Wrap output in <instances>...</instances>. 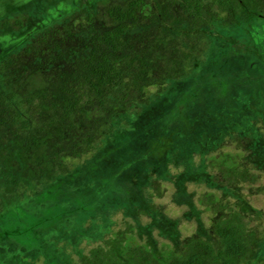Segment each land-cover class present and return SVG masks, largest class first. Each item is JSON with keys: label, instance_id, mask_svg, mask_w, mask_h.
I'll use <instances>...</instances> for the list:
<instances>
[{"label": "rangeland", "instance_id": "rangeland-1", "mask_svg": "<svg viewBox=\"0 0 264 264\" xmlns=\"http://www.w3.org/2000/svg\"><path fill=\"white\" fill-rule=\"evenodd\" d=\"M98 1L0 0V18L21 12L33 24L39 21L38 25H43L60 19L63 14H80L81 8L97 13ZM150 4L153 6L151 15L141 17L126 36L143 45L151 68L146 78H162L156 90L160 96H155L144 82L141 92L133 94L132 104H129L131 95L123 91L132 83L128 76L111 98L105 97L103 103L108 105H101L103 113L98 111L99 104L90 108L84 106L76 109L72 119L65 123L72 124L75 137L79 135L75 130L114 136L120 130L134 128L128 133L133 138L127 150L117 141L108 145H104L105 140L98 141L91 152L72 164L76 170L83 167L89 176L83 181L85 189L74 191L72 201L83 206L89 182H105L103 195L97 203L93 198L91 208L84 206L73 216L68 215L72 221L66 219L59 227L61 214L57 206L52 207L50 203H47L48 208L45 206L50 199L51 204L65 199L60 189L62 176L58 175L56 181L31 194L44 209L41 214L32 215L37 211L29 207L19 234L21 254L7 252L5 258L0 256V264H79L94 246L103 247L100 236L103 230L105 233L122 232L127 230L128 224L134 225L135 241L145 244L152 252H158L167 244L173 251L184 253L191 239L198 237L217 249L221 238L215 222L234 210L243 218L245 236L251 238H247L246 243L252 248L249 257L238 264H264V63L252 54L229 62L233 51L239 53L234 49V38L230 42L217 38L210 45L211 49L203 50L209 44L203 38L207 30L199 32L185 19L160 31L159 20L165 19L164 3L150 0ZM263 22L262 19L260 23ZM231 37L228 35V39ZM26 38L25 32L0 30V58L20 51ZM158 42L162 43L160 47H157ZM166 52L172 54L176 67L179 66L178 72L184 63L188 64L184 75L168 74L163 69L161 54ZM84 55L82 50L75 59L81 60ZM203 55L205 63H200ZM35 63L28 65L33 67ZM53 69L61 79V67ZM246 77H251V82ZM256 85L261 86L259 99L248 103L247 91L250 87L256 90ZM176 95L180 97L175 98ZM235 95L251 106L243 105L244 109L228 103ZM222 102L223 110H227L223 113L218 111ZM125 124L128 126L124 127ZM128 150L134 153H126ZM138 153H142L140 158ZM225 155L232 156L231 161L237 165L225 166L221 162ZM128 161L132 162L134 171H140L141 178L146 176L142 178L145 180H136L137 185L126 174L131 170L124 172ZM137 164L145 165L143 171L137 169ZM96 174H99L97 179ZM148 174L151 176L147 177ZM122 175L130 181L118 182ZM208 192L215 194L218 200L206 206L209 203L204 195ZM199 197H203L204 202H200ZM109 201L111 205L107 206Z\"/></svg>", "mask_w": 264, "mask_h": 264}, {"label": "trees", "instance_id": "trees-1", "mask_svg": "<svg viewBox=\"0 0 264 264\" xmlns=\"http://www.w3.org/2000/svg\"><path fill=\"white\" fill-rule=\"evenodd\" d=\"M160 1L164 3L165 18L163 21L159 20L160 31H164L163 27L170 29L175 22L185 19L199 32L207 30L203 38L209 44L203 50L211 49L210 45L217 38L228 42L234 38V49L239 53L233 51L229 62L234 59L243 60L246 55L252 54L264 63V22L260 23L264 20V0ZM97 5L100 8L97 13L81 8L80 14H63L60 19L43 25H38L39 21L33 24L21 12L13 17L0 18V30L25 32L27 37L25 46L20 51L0 58V256L3 258L7 252H21L19 234L20 229L24 228V214L29 207L37 211L32 215H39L44 209V205L39 206L35 195L31 194L38 193L37 190L56 181L58 175L62 176L63 185L60 189L65 199L52 204L50 199L45 202V206L48 208L47 203L52 207L57 206V212L61 214L59 227L66 219L72 221V217L67 218L68 215L73 216L84 206L91 208L94 205L93 198L95 203L99 201L105 183L89 182L86 188L89 192L85 195L83 206L82 203L73 202L74 191L81 192L85 189L83 181L89 176L83 167L79 166L76 170L72 168V164L91 152L98 141L105 140L107 143L103 141L104 145L117 141L127 150L129 140L133 138L128 134L134 131L132 127L120 130L114 136L75 130L79 134L75 137L72 124L67 126L65 123L72 119L76 109L99 104L98 111L103 113L105 110L101 105H108L103 103L105 97L111 98L112 93L121 88L128 76H131L132 83L123 91L131 95L129 104H132L133 94L141 92V83L144 82L145 87H149L155 96H160L159 90H156L162 78H146L151 68L146 61L143 45L126 36L130 27L141 17L151 15L150 8L153 6L150 0H99ZM33 27H37L36 31L29 33V29ZM228 35L232 36L231 39H228ZM161 44L158 42L157 47ZM172 46L170 44V48ZM82 50L84 57L76 60L75 57ZM161 55L162 67L168 74H185L188 64L184 63L178 72L179 66L176 67L172 54L166 52ZM199 60L200 63H205V56ZM34 61L35 65L30 67L28 63ZM47 64H50L49 67ZM58 66L61 67V79L56 77L58 73L53 69ZM246 80L251 82L252 79L246 77ZM260 89V85H256V90L251 87L248 89V103L259 99ZM123 91L121 92L124 93ZM178 96L180 97L176 95L175 98ZM237 98L235 95L227 101L242 108L243 105L251 106ZM220 106L222 108L218 109L219 112L227 111L223 110V102ZM132 117L134 118L133 114ZM126 126L128 124L124 125ZM194 131L192 129L191 133ZM193 145L196 148V144ZM126 153L134 152L128 150ZM137 155L140 158L142 153ZM231 157L225 155L221 162L225 166L235 167L237 163L232 162ZM136 166L140 170L145 167L141 164ZM127 169L131 170L126 174L130 175L134 185L138 184L135 183L136 180H145L142 178L146 176L141 178L140 171H134L132 162L128 161L124 172ZM97 177L99 178V174H96V179ZM121 177L119 176L118 182L130 181V178L126 179L123 175ZM80 179L81 183L78 184ZM204 196L209 203L206 206L218 200L211 192ZM202 198H198L200 202H204ZM109 205L111 201L107 203ZM70 210L74 213L66 212ZM65 226L63 225L67 228ZM215 229L221 238L219 248L215 249L211 242L198 237L191 239L184 253L173 251L167 244L158 252H152L145 244L135 241L133 224H128L127 230L122 232L105 233L103 230L100 235L103 247L94 246L79 264H238L249 257L252 248L246 243L248 237L245 236V225L237 211L218 219ZM98 232L101 233L100 230Z\"/></svg>", "mask_w": 264, "mask_h": 264}]
</instances>
